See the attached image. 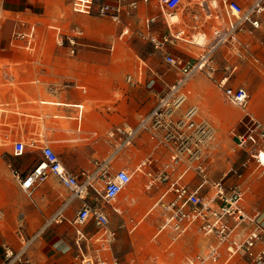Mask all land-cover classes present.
<instances>
[{"label": "built area", "instance_id": "built-area-1", "mask_svg": "<svg viewBox=\"0 0 264 264\" xmlns=\"http://www.w3.org/2000/svg\"><path fill=\"white\" fill-rule=\"evenodd\" d=\"M7 1L0 0V56L4 52L19 51L38 56L41 49L50 43V38L59 47L68 46L70 56L77 54L78 47L83 44L81 39L85 37L84 29L80 27H75L73 33H67L59 24L50 23L42 28L32 18L17 16L9 37L4 39ZM141 2L151 7V11L143 17V35L155 49L161 51L175 76L157 92L154 105L137 124L127 128L118 127L110 132V136L117 140L121 148L131 144L143 132H150L167 149L168 160L158 167L151 156L141 163L146 186L157 193L151 210H157L163 216V223L155 235L166 228L171 230L175 239L192 229L204 235L209 242L208 249L203 254L188 257L186 264H207L212 261L230 264L242 254L250 255L252 264H264V207H255L252 212L244 204L246 188L241 181L229 183L227 173L219 179H213L210 175L206 149L215 128L209 120L201 117L200 106L193 99V81L203 74L213 79L229 103L241 108L243 115L239 123L242 130L235 127L232 133L234 152H241L244 156L239 169L233 171L238 179H246L256 171L263 175L264 124L250 109V92L234 83L237 66H220L214 58L218 47L233 42L239 33L246 31L247 23L260 25L258 14L263 0H254L248 8H244L238 0H71L70 8L75 13H96L123 24V36L130 34V25L123 22L124 17L138 13ZM204 2L208 4V9L204 7ZM188 3L199 5L206 22H217L211 35L198 31L189 37L186 29L180 27ZM221 8L225 9L226 17L221 13ZM158 26L165 29L161 31ZM200 34L205 37L203 43L197 41ZM181 41L190 42L202 50L197 55L192 53L184 57L174 47ZM236 55L241 57L240 52ZM82 89L86 91L85 86ZM28 148L39 150V163L30 171L14 169L16 179L28 195H32L53 175L71 192L70 199L62 205L58 214H64L71 199L84 200L75 216L69 220L76 233L75 244L81 253V264H121L116 255L102 254L100 248L94 254L83 251L82 244L87 238L85 226L91 221L104 230L98 239L110 241L116 235V231L109 227L110 218L105 210L85 200L92 188L97 190L94 182L101 178L104 181L101 197L107 203H112L131 183L136 171L120 168L112 173L108 164L113 156L110 155L97 162L94 169L77 174L63 164L50 143L39 139H32L28 143L22 139L14 140L15 155H23ZM114 209L117 213L123 211L119 205ZM31 240L28 238L19 251L6 247L0 264H14L22 259ZM110 247L102 246L105 249Z\"/></svg>", "mask_w": 264, "mask_h": 264}, {"label": "rangeland", "instance_id": "rangeland-1", "mask_svg": "<svg viewBox=\"0 0 264 264\" xmlns=\"http://www.w3.org/2000/svg\"><path fill=\"white\" fill-rule=\"evenodd\" d=\"M10 2L9 6H11ZM32 2L38 6L48 2V5L54 7L52 12H57V15H53L50 19H40L34 17L31 11H26L18 16L32 18L42 28L50 23L59 24L64 27L67 33H73L75 27L84 29L85 37L81 39L83 44L78 47L77 53L85 51L97 55V64L94 65L96 70L89 73L93 83L100 90L105 89L108 93L107 97L111 101L112 99L121 100V107L122 104L130 105L133 116L139 117L146 114L154 105L157 92L174 78V71L169 69L161 51L155 49L143 35V11L140 13V10H137L138 13L134 12L124 17L123 22L130 25V34L123 36L121 35L123 24H117L112 19L96 13L85 14L93 17L98 24L104 22L103 24L106 25L98 34L94 32L96 39L90 41L93 30L86 22H75L72 26H64L60 23V17H68L63 13V9H67L69 14L71 12L69 0H34ZM197 8L198 10L193 12L197 13V17L189 20V25L197 26L194 29L196 33L206 31L208 35H211L214 30L213 25H216L217 22L215 20L206 22L199 5ZM107 25L111 26L110 31L106 30ZM9 29L10 24L7 25L6 31L9 32ZM158 29L163 31L165 27L158 26ZM188 34L189 37L193 36L192 33ZM247 38L250 40V37ZM236 39L238 42L233 48L235 50L240 48L244 61L254 64L252 44L249 40L248 43H243L242 40L240 44L243 45L241 46L239 39ZM49 41L50 43L46 48L41 49L38 56L22 51L4 52L0 60V69H13L17 66L23 69L45 68L48 66L46 62L50 46H54V49L59 48L66 53L67 57L77 55L70 56L67 53L68 46L59 47L53 38H50ZM174 47L177 53L184 57L191 56L192 53L197 55L201 48L185 41L178 42ZM71 61L79 64L77 58H71ZM83 62L91 63L89 57ZM86 63L83 66H86ZM9 77V85L14 84L13 77ZM31 78L36 80V77ZM234 78L235 80L238 78L248 86L251 93L250 108L254 110V90H252L254 75L249 73V69L248 71L242 69ZM193 96V99L200 104L201 117L209 120L215 128L206 149L210 175L213 179H219L227 173L226 179L229 183L241 181L246 188L244 204L252 212L255 207L263 208L264 174L256 171L246 179H238L233 171L239 169L244 156L241 152H234L235 140L232 133L235 127L242 130L239 121L243 111L229 103L213 79L204 75L199 76L196 80ZM126 101L129 103L126 104ZM4 107L0 106V116L2 111H6ZM1 126L0 123V130ZM14 140L16 139L9 135V132L0 135V263L3 260L6 247L10 246L15 251H19L29 238L32 240L29 242L25 254L14 264H81V254L75 244L74 228L66 220L63 222L53 221L45 227L47 220L57 210L61 202L68 197L69 191L59 184L54 176H50L32 195H28L16 179L14 169L30 171L39 163L41 154L39 150H27L23 155H15L13 152ZM56 148L63 162L70 168L93 167L95 158L103 160L110 155H113L112 164L122 159V150H115L113 154L101 156L99 154L70 155L66 154L60 146ZM138 158H140V154L132 155L130 160L132 170L137 167ZM111 171L115 172L113 166H111ZM133 178V182L140 186L142 193L135 198L136 202L131 200V207H122V213H117L113 205L124 206L126 197L119 194L112 203H107L99 193H96V203L102 206L110 216L109 227L116 231V235L110 241L98 239L104 230L98 228L92 221L89 222L85 226L87 238L82 244L84 252L94 254L100 248L99 252L102 254L113 253L116 255L121 264H186L188 257L206 252L209 242L206 245L205 240L199 237L202 234L196 229L190 230L178 239L174 238V234L169 228L164 229L157 236L155 235L163 223L162 214L157 210H150L157 193L152 189H145L143 172L140 170L136 171ZM94 183L100 190L104 186V181L101 178H97ZM76 212L77 210L73 209L70 213L71 216H75ZM103 245L111 247L105 249L102 248ZM26 259L29 261L26 262ZM207 264H219V261ZM230 264H252V258L250 255L242 254Z\"/></svg>", "mask_w": 264, "mask_h": 264}, {"label": "crops", "instance_id": "crops-1", "mask_svg": "<svg viewBox=\"0 0 264 264\" xmlns=\"http://www.w3.org/2000/svg\"><path fill=\"white\" fill-rule=\"evenodd\" d=\"M32 1L34 0H12V2L8 0L7 16L12 17L15 21L18 15L26 11H31L34 17H39L40 19H50L53 15H57V12H52L54 7L48 5V2L45 5L38 6L33 4L34 2ZM151 1L153 2L154 0ZM238 1L244 8H248L254 2V0ZM9 2L11 6H9ZM139 10L140 13L143 11V15L146 16L151 11V7L141 2ZM197 10L198 8L195 3H188L185 6L184 22L180 25V27L185 28L188 33H192L193 35H196L194 30L196 27L189 25L188 22L193 17H197V13H193ZM63 13L68 17H60V23L62 25L72 26L75 22H86L92 28L93 33L91 34V40L89 39L90 41L96 39L94 32L98 34L106 26L103 24L104 22L98 24L93 17L75 13L72 10L69 14L67 9H63ZM221 13L226 17L224 8H221ZM258 17L260 19L259 26H253L247 23L245 32L239 33L233 42L223 44L215 50L214 58L220 66L235 64L237 66L236 74L240 73L242 69H247V71L249 69V73L254 75L252 85V90H254V110L250 109L254 113V116L264 124V0ZM110 29H112L111 26L107 25L106 30L110 31ZM11 30L9 32L6 29L4 30V39L9 37ZM247 37H250V40ZM236 38L239 39V44L240 42L242 43V40L243 43H248L249 40L252 44L251 48H254L252 52L254 55V64H249L247 61H244L240 48L237 50L233 48L238 42ZM240 45L242 46L243 44ZM199 50L201 51L202 48ZM237 52H240L241 57L236 55ZM88 57L91 62L90 64L83 62L85 59L88 60ZM1 58L2 55L0 56V60ZM71 58H77L79 64L72 62ZM97 59V55L85 51H80L75 57H67L66 53L59 48L54 49V46H50V52L46 62L48 66L45 68L23 69L17 66L13 69H0V106H5L4 108H6V111H2L0 116V123L2 125L0 135L9 132V135L13 138L25 140L27 143L32 139H39L40 141L50 143L57 152L58 149L56 147L60 146L65 150L66 154L70 155L99 154L105 156L113 154L117 149L122 150L121 160L119 159L112 164L111 159L108 163L110 169L113 166L115 170L127 168L130 171L140 170L142 172L141 163L148 156H151L156 161L154 164L158 167L168 160V153L166 152L167 149L159 144L158 138L154 134L143 132L131 144L122 146L121 148L118 147L117 140L111 138L110 132L117 130L118 127L127 128L137 124L143 115L139 117L133 116L130 105L124 106L125 104H122L121 107V100L112 99L111 101L107 97V91L105 89L100 90L93 83V79L89 73L95 72L96 68L94 65L97 64ZM84 63L87 65L85 64L86 66H83ZM201 75L203 74H199L194 79L193 90L196 80ZM9 76L13 77L14 84L9 85ZM31 77H36V80ZM234 83L244 86L249 91L248 86L238 78ZM82 86L86 87V91L82 89ZM194 102L196 101L194 100ZM127 103L129 101H126ZM197 104L200 105L199 103ZM28 150L31 149L28 148ZM58 154L60 156L59 152ZM139 154L140 158H138L137 167L132 170L130 166L131 157L132 155ZM101 161L102 159L95 158L93 167L70 168L62 160L63 164L69 170L77 174L94 169L97 162ZM133 181L134 178L126 189L120 193L126 197L124 206L119 205L120 207H131V200L136 202L135 198L142 193L140 186ZM58 183L61 184L59 181ZM145 183L143 177V186L145 189H148ZM96 188L97 190L92 188L88 192L85 201L89 204H97L96 206L103 208L95 200L96 193L101 195L102 189L100 190L97 186ZM70 195L71 192L69 191L68 197L61 202L57 210L47 220L45 227L53 221L63 222L64 220L73 227L69 220L74 216H71L70 213L73 209L78 210L84 203V200L79 198L71 199L70 204L63 212L64 214H58L62 205L70 199Z\"/></svg>", "mask_w": 264, "mask_h": 264}, {"label": "bare ground", "instance_id": "bare-ground-1", "mask_svg": "<svg viewBox=\"0 0 264 264\" xmlns=\"http://www.w3.org/2000/svg\"><path fill=\"white\" fill-rule=\"evenodd\" d=\"M204 7L206 8V9H208V4L206 3V2H204ZM5 24H6V30H7V25L8 24H10V29L9 30H11V28H12V26H13V24H14V19L12 18V17H9V16H6V19H5ZM4 29V30H5ZM11 32V31H10ZM5 33V32H4ZM204 36L202 35V34H200V35H197V41L198 42H201V43H203L204 42ZM241 109V108H240ZM45 164H43V166H44ZM140 175V174H139ZM141 177V176H140ZM133 179V178H132ZM133 204H134V202H133ZM199 237H201L203 240H205V242H206V245L208 244V240L206 239V237L204 236V235H199Z\"/></svg>", "mask_w": 264, "mask_h": 264}]
</instances>
